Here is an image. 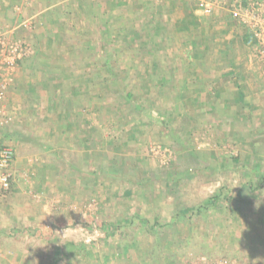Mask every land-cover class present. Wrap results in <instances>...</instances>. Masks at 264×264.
<instances>
[{"label":"rangeland","instance_id":"rangeland-1","mask_svg":"<svg viewBox=\"0 0 264 264\" xmlns=\"http://www.w3.org/2000/svg\"><path fill=\"white\" fill-rule=\"evenodd\" d=\"M198 1L96 0L86 17L77 0L10 1L13 24L31 22L14 38L34 49L21 64L18 89L35 93L24 99L18 90V103L9 101L22 113L18 123L0 126V147L13 148L10 134L44 144L53 151L47 163L54 169L44 168L38 177L30 170L27 229L16 233L11 228L23 224L9 213L0 216V264L13 263V250L28 264H264V58L257 47L242 45L243 24L229 14L235 2L264 0H203L215 3L206 17L214 32L205 35L209 51L189 58L194 51L184 46L187 35L171 29L180 4L195 11ZM104 5L111 33L145 27L151 9L168 11L157 15L162 31L141 53L100 33ZM231 66L241 76L230 78L234 86L224 80L214 115L213 90L204 80L221 78ZM37 75L42 84L35 85ZM201 81L208 92L198 91ZM58 84L73 96L69 107ZM83 86L89 89L85 103ZM236 88L245 95L248 119L237 107ZM121 92L130 94L129 102ZM71 106L75 121L64 113ZM41 176L44 187L35 190ZM220 193L225 197L201 208ZM39 215L43 219L35 221ZM133 216L130 226L116 229ZM146 221L157 222L156 234L147 233ZM70 243L85 247L67 257L61 253L53 263L54 250Z\"/></svg>","mask_w":264,"mask_h":264},{"label":"crops","instance_id":"crops-1","mask_svg":"<svg viewBox=\"0 0 264 264\" xmlns=\"http://www.w3.org/2000/svg\"><path fill=\"white\" fill-rule=\"evenodd\" d=\"M10 1H12V0H0V26L2 27V29H4V31H6L8 36H10V37H18V31L20 29H18V30L16 29L15 30L16 26H15V24H13L11 18L9 17V10L7 9L8 8V4L10 3ZM185 3H187V2H183V4L182 3L180 4L181 8L179 9L180 13L178 14L180 16L178 18H176V20L173 22L172 29H171L173 31H179V32H181V34H182V32L184 30H186L185 27H184L185 29H182L183 28L182 25H181L182 23H179V22H181L180 18H181L182 21L184 20V18L187 19L186 17H184L185 16L184 12H187V11L183 10L185 8ZM29 5H31V3ZM34 5L36 6V5H39V4L37 3V4H34ZM170 8H172V7H170ZM47 9H49V7H47V8L45 7V9H43V10L40 9V11L37 13V15L46 12ZM163 10L164 11H168L165 8H163ZM181 10H183V11H181ZM191 14H193L194 17H203V18H198V22L200 23L199 34L202 35V38L200 39V42L203 44V46H205L206 42H207L205 35L206 34H210L211 35L214 32V30L212 28H210L211 26L209 24L207 25V21H209V18H206L204 16H198V14L195 11H192V10H191ZM22 20H26V19H22ZM218 21H219V19L216 20V23L223 24V22H221V20L219 22ZM230 23L231 22L224 23V24H226V26L229 27ZM204 24H205V26H204ZM218 24H216V25H218ZM215 42L218 44V40L217 39L215 40ZM242 45L244 46L245 44L242 42ZM221 60L223 61V58ZM23 61H25V60H23ZM23 61H21L17 65L15 78H14V83L10 87V89H9L6 97L4 98V100L0 103L1 107H3L5 109V112L7 114L11 115L12 121L9 123L10 126L18 123L17 114H18V111H19V113H22V111H20L17 108H12L13 105H11V107H10L9 106L10 105L9 101L12 103V102H15V100L17 99V103H18V100H19L18 97H17L18 90L23 95L24 99L28 98L29 94H32L34 92V91H32L31 88H28L25 91H24V89H18L19 88V84H20V77H21V74H22L20 72L21 71L20 69H21V64H22ZM214 61H216V60H214ZM231 69H232L231 73L233 74L234 79H235V77L237 78L238 75H240V72L238 71V72L235 73V70L233 69L232 66H231ZM221 74H224V73H221ZM202 76L205 77L207 75L204 74ZM213 76L215 77L216 75H213ZM197 77L200 78L201 74L198 75ZM230 78L231 77H227V79H230ZM37 79L38 80L34 82L35 85L42 84L41 78L39 77V75H37ZM204 82L206 84V80H204ZM231 83H232L233 86L235 85V83H233V82H231ZM224 86L223 85L217 86V84L215 82H213L212 86L210 85V86H207V87H211V89L213 90V91H211V89H210L211 92H214V90L216 89L215 92H217L218 95L221 96V94H223L225 92ZM33 88H34V86H33ZM204 88L205 87H204L203 83L202 84L199 83L198 91L199 90L202 91V89H203L205 92H208ZM81 89H84V92H85L86 88H85V86H83V87H81ZM236 90H238V92H240L242 89L241 88L240 89L236 88ZM245 105H247V104H245ZM226 107H227V103L224 100L223 108L225 109ZM28 108L31 109V107H29V106H28ZM10 139H11V141L14 142V146H13L12 149L15 152L14 161L11 164V168H10V171L12 173V186H11V189H10V191L8 193L0 194V197H2V201L4 202V203H2L1 198H0V209H1L0 210V216L3 217L5 215V213H9V217L11 218V220L15 219L19 226L21 224H23L20 227L11 228L14 232L19 233V232L24 231L25 228L27 229V226L25 224H27L30 221L29 218L24 217L25 213L27 214V212H31L30 211L31 208L25 202L26 196L29 193L28 190H27V185L31 184V182L29 183V181L27 180V179H29L28 175L31 174L30 170L31 171L33 170L34 173L36 172L37 177H38L41 174V172H43L44 168L45 169H47V168L54 169V166L51 163H47V160L49 158H51V156L53 157V155H52L53 151H52V154H51L50 148L49 147H45L44 144H41V143L36 144L35 141H31L29 139L28 140L21 139L22 140L21 141L18 138V136L15 137V135H12V134L9 135V140ZM40 179H41V181L38 182V184L34 185L35 190H40V189H42L44 187V186H42V184H43V180H45V176H41ZM44 209L45 208H42L40 211H44ZM40 213H42V212H40ZM42 219H43L42 215H39V217L35 221H37V220L41 221ZM2 222H5V221L3 220ZM15 226H12V227H15ZM0 231H1V229H0ZM12 255L14 256V258H13L14 261H13V263L11 262L12 264H28V263L22 262V260L25 259V258H22V256L18 253V251H14L13 250L12 251Z\"/></svg>","mask_w":264,"mask_h":264},{"label":"trees","instance_id":"trees-1","mask_svg":"<svg viewBox=\"0 0 264 264\" xmlns=\"http://www.w3.org/2000/svg\"><path fill=\"white\" fill-rule=\"evenodd\" d=\"M77 1H78V3H77L78 13L81 14V15H83L84 17H86V15L91 10H93L89 5L92 3V1L95 2L96 0H89V3H87L88 0H77ZM107 2H108V0H107ZM120 2H121V0H120ZM154 2H157V0H154ZM116 3H118V2H116ZM189 4L188 3H185V8L183 9V10L187 11V12H184V14H185L184 17H186L187 19H185L183 17L184 20L182 21L181 18H180V21L181 22H179V23H182L181 24L182 27H183L182 29H185L186 28V30H184L182 32V33H185V35H187L184 38L185 41H186L185 44H184V46L188 45L187 47L189 48V51H194V52L189 53V56H188L189 58H192V57H194L193 54H196V53H201L203 55L206 54L207 53V50L209 51V49H208L209 47H207V50H206L205 49L206 47H204L203 44L200 42V39L202 38V35L199 34L200 23L198 22V19L196 17H194L193 14H191V10L192 9H190ZM188 6H189V8H188ZM194 6H196V3H195ZM104 7H105V5L103 6V8L102 7H99V11L101 12V14L106 15V16H103V17L101 16L100 17L99 23L101 24V28L99 27V30H100V33L101 34H103L104 32L105 33L110 32L109 30H110V27L112 26V25H110L111 24V20H112L110 18V16H108L107 13H103V10H105ZM106 7H108V6L106 5ZM183 10H181V11H183ZM162 12H164V10H162V9H158V10L151 9V11H149V13L146 16V18L148 19V22L147 21L145 22V23H147V25L145 27L143 26L142 28H139V26L136 27V26L133 25L130 28H124V29L118 30V33L117 32H113V33L110 32V34L112 35L113 38H119V40L123 44H125L127 46V48H129V49H134L135 48L134 46H138L139 47L138 48L139 51L140 52L142 51L141 53L147 52V50H148V49H146L147 46H148L147 44L153 43L152 42V39L153 40L154 39H157V35L162 31V27L163 26L160 23H162L163 21H161V19L158 20L156 18L157 15H159L158 17L161 18ZM243 30L244 31L241 34L242 42L246 46H248L250 48L256 47L257 41H256V38L253 36L252 32L245 25H243ZM36 52H37V50H35V53ZM152 66H153L154 70H156V68H158V63L156 64L155 61H153L152 62ZM114 69L115 68H113V63H112L110 65V70L111 71L108 70V72L110 73V75L111 74H114ZM231 70L232 69L229 67L227 70H225L223 72L224 74H221V78L215 77L213 79L207 80L206 81L207 86H210V85L212 86L213 85V82L218 83V81H219L218 86H221V85L224 86V84H225L224 83L225 82L224 80L226 79L228 81L227 77H231V78L233 77V74L231 73ZM112 77H114V76H112ZM148 77H149V75H148ZM148 79H150V78H148ZM229 81L232 82L231 79ZM41 82L43 83L42 80H41ZM165 82H166V80H165ZM200 83L202 84V81ZM74 90L75 89L72 88V90L70 92L71 93H74L77 96L78 93H79V91L78 90L77 91H74ZM57 91H58V93L60 95H63L64 96L63 98H65V99H62L61 101H63L64 104L67 103V105L69 107V103H71V104L73 103V96L70 95L71 97L68 98L69 95L67 94L68 95L67 96L65 92H63V91L60 90L59 84L57 85ZM81 91L84 92V89H81ZM215 91H216V89L213 92V97H214L215 101L212 102V105L214 106V110H211L210 111L214 115L215 114H218V110L216 108V103L215 102L220 99V95H218V93L215 92ZM88 92H89V89H87V87H86L85 92H84V95L81 97V101H83V103H85L84 101H87L89 99ZM124 93L125 92H123V93L121 92L120 93L121 95H123L122 96L123 100L126 101V102H129L130 101V94L129 93L128 94H126V93L124 94ZM237 97H238L237 98V101L239 102V105H237V107H238V109H239L240 112L243 111V113L245 114V117H247V119H248L251 115L249 114L250 112L248 111L247 105H245L246 103H245V95H244V93L241 92V91L238 92L237 93ZM72 106L69 108V110L65 111L64 113H70V114H72L74 116L73 121H75V119L77 118L76 117L77 114L73 110V107ZM151 116L154 119L160 118L159 113L156 114V115L151 114ZM217 120H219V118H217ZM91 129L94 131L97 128H91ZM250 133H251L252 136H256V130L255 129L250 130ZM123 195L129 196L130 195V191H125L123 193ZM225 195L226 194H224V193H220L218 196H216L214 198H211L210 200L204 202V204L201 206V208L203 210L208 209V207H210L211 205H213L216 201H219L220 199L224 198ZM201 208H200V206H198L194 210V215L195 214H198L200 212ZM188 211L189 210H187V212ZM190 213H192V212L190 211ZM190 215H192V214H189L188 216L190 217ZM134 219H135V217L133 216L130 219H128L126 222H124L123 224H119L118 223L119 225L117 226L116 229L121 228L123 225L130 226V224H132L134 222ZM145 223H146V225L144 227H145L147 233H150V231H151V232H153V233L156 234L157 228L159 227V225L157 224V222H154V223L151 224L148 221H146ZM107 225H109V226H107ZM104 226H106L110 231L113 230V229H115L114 224H105ZM84 247H85L84 244H74V243L72 244V243H70V244H66L65 250H61V249L54 250V253H53V255H54L53 263H57L58 262L57 256H59V255L61 256V253H62L63 257H67L70 254H76V253H78V251L83 250Z\"/></svg>","mask_w":264,"mask_h":264},{"label":"built area","instance_id":"built-area-1","mask_svg":"<svg viewBox=\"0 0 264 264\" xmlns=\"http://www.w3.org/2000/svg\"><path fill=\"white\" fill-rule=\"evenodd\" d=\"M215 3L198 1L195 12L198 15L209 17L215 12ZM230 17L236 22L247 26L256 38L258 52L264 58V2H235L229 8ZM30 20H22L15 29H30ZM34 55L33 46L25 39L14 38L7 35L0 28V103L6 97L14 83L18 63ZM12 121L11 115L5 112L0 104V126H6ZM15 152L9 146L0 147V194L8 193L12 186L11 164Z\"/></svg>","mask_w":264,"mask_h":264}]
</instances>
